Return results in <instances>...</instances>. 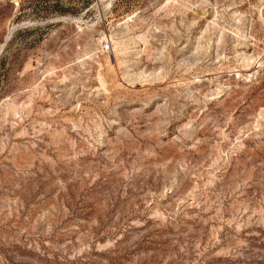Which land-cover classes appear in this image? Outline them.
<instances>
[{"label":"rangeland","instance_id":"rangeland-1","mask_svg":"<svg viewBox=\"0 0 264 264\" xmlns=\"http://www.w3.org/2000/svg\"><path fill=\"white\" fill-rule=\"evenodd\" d=\"M0 264H264V0H0Z\"/></svg>","mask_w":264,"mask_h":264}]
</instances>
